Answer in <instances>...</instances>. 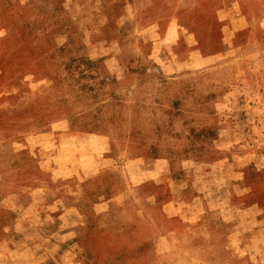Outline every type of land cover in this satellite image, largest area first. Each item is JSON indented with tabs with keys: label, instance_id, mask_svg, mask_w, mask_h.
Here are the masks:
<instances>
[{
	"label": "rangeland",
	"instance_id": "obj_1",
	"mask_svg": "<svg viewBox=\"0 0 264 264\" xmlns=\"http://www.w3.org/2000/svg\"><path fill=\"white\" fill-rule=\"evenodd\" d=\"M0 264H264V0H0Z\"/></svg>",
	"mask_w": 264,
	"mask_h": 264
}]
</instances>
